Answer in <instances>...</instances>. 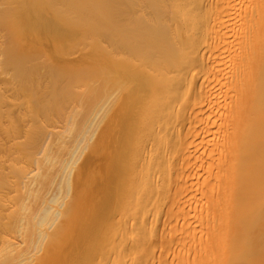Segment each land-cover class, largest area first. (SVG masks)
Here are the masks:
<instances>
[{"label": "bare ground", "instance_id": "6f19581e", "mask_svg": "<svg viewBox=\"0 0 264 264\" xmlns=\"http://www.w3.org/2000/svg\"><path fill=\"white\" fill-rule=\"evenodd\" d=\"M97 13L102 93L43 113L30 71ZM198 235L262 263L264 0H0V264H187Z\"/></svg>", "mask_w": 264, "mask_h": 264}, {"label": "rangeland", "instance_id": "374dc122", "mask_svg": "<svg viewBox=\"0 0 264 264\" xmlns=\"http://www.w3.org/2000/svg\"><path fill=\"white\" fill-rule=\"evenodd\" d=\"M101 19H103V15L100 14L96 16L88 15L83 23L86 30H83L82 32H74L73 34L68 35L59 47L43 51V54L45 55V64L40 65L41 68L39 66L35 69L32 68L33 71H30V74L43 72L46 75L47 90L44 94L41 107L43 113L51 115V112L55 110L59 111L63 108L65 111L69 107L75 108V111L86 110L93 106V102L99 97V94L102 93L99 88H102L100 84L104 81L105 75L104 73L102 77L99 75L92 63V58L104 47L105 41L108 37L103 31L91 27L94 26L93 22L95 20L99 21ZM81 52L89 53L91 56L90 59L80 65L65 66V63L63 64V62L68 61L71 57ZM120 91L121 90L119 89L118 92ZM206 244V236H196L190 245L187 264L203 263L201 252ZM255 246L256 244L254 243V246L251 248L256 250L259 244L256 247ZM246 249H248V247H246ZM253 250L250 251V253H252ZM255 250L254 252L257 251ZM246 256L244 257L243 255L241 260L244 259L248 262L241 261V263L256 264L254 263L255 259ZM257 256L262 262L259 264H264L262 261V258L264 259V257L260 258L258 254Z\"/></svg>", "mask_w": 264, "mask_h": 264}]
</instances>
